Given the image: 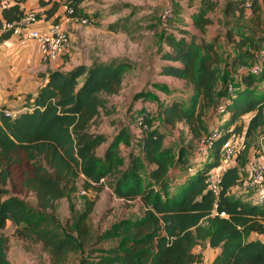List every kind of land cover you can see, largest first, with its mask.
Here are the masks:
<instances>
[{"label": "trees", "instance_id": "16d2710c", "mask_svg": "<svg viewBox=\"0 0 264 264\" xmlns=\"http://www.w3.org/2000/svg\"><path fill=\"white\" fill-rule=\"evenodd\" d=\"M28 1L0 0V46L14 35V28L8 26L25 16ZM219 1L210 0V5L204 1L192 15L201 33L212 24ZM250 2L252 16L247 18V0H226L225 17L234 29L226 36L234 52L226 56L221 52L217 34L210 40L169 36L165 38L167 48L160 49L159 75L184 82L191 93L184 101L176 97L173 87L157 85L169 97L159 103V118L171 129L181 125L183 133L197 142L194 148L177 149L167 142L165 132L152 127L157 106L145 94L139 96L138 132L132 141L125 132L110 142L107 135L93 131L100 126L103 112L111 115L110 99L124 89L128 66L118 61L51 71L40 77L44 84L26 96L18 114L3 107L0 231L11 222L19 239L42 244L52 264H66L74 254L85 255L93 240L100 245L97 259H82L80 264H200L196 251L207 247L218 251L213 264H264V207L235 195L234 189L243 186L238 166L222 174L217 192L208 183L230 138L245 130L251 137L264 127V71L260 76L241 71L258 62L264 47V0ZM40 4L48 7L47 20L61 8L51 0ZM80 4L81 0H69L65 9L74 8V16L82 18ZM229 84L234 86L232 95ZM146 103L153 106L148 118L143 117ZM221 105L225 116L214 126L219 136L209 159L201 160L196 150L213 128L209 121L219 116ZM250 114L246 127L238 124ZM144 124L148 130H143ZM106 144L104 154L98 155ZM131 145L132 150L124 154L122 147ZM80 181L86 192L99 193L108 185L119 200L141 201L143 213L94 236L89 222L96 201L87 199L72 226L63 227L53 214L60 201L80 190ZM23 194L34 196L36 206ZM9 244V238L0 234V264H11Z\"/></svg>", "mask_w": 264, "mask_h": 264}, {"label": "rangeland", "instance_id": "374dc122", "mask_svg": "<svg viewBox=\"0 0 264 264\" xmlns=\"http://www.w3.org/2000/svg\"><path fill=\"white\" fill-rule=\"evenodd\" d=\"M68 1L56 0V3L63 9ZM204 1L209 4L210 0H81L78 7L79 16L89 19L90 25H81L80 21H73L70 24L68 30L71 48L60 59L71 65L118 61L128 66L124 89L120 95L110 99L108 109L111 115L103 112L99 119L100 126L93 129L94 132L107 135L110 142L118 134L125 132L132 141L138 132L135 113L136 109L141 107L142 99L139 96L145 94L157 106L155 114L152 115V127L165 132L167 142L177 149L187 148L189 145L196 147L197 142L183 133L181 125L178 129H171L159 118V103L165 102L169 97L165 91L157 88V85L173 87V92L179 95L176 97L180 100L188 101L190 98L191 89L184 83L159 75L162 64L160 49L167 48L165 38L169 36L189 38L190 35H195L210 40L217 34L220 38L218 48L221 52L225 56L234 52V47L226 36L228 30H234L231 20L225 17L226 0H220L215 6L216 10L211 16L212 24L207 27L205 33L195 28L192 15L201 9ZM168 9L175 10V14L169 19H164ZM246 16L248 18L252 15ZM236 32L240 33L237 30ZM252 116L253 114L244 116L238 124L242 123L246 127ZM209 125L211 126L212 122ZM246 134L245 130L239 138L237 157L233 161V165L239 168L243 186L235 188L234 193L236 196L251 200L254 192L246 187L251 180L249 168L253 162L264 163V127L258 129L251 137H247ZM106 147L107 144L100 148L98 155L102 156ZM130 150L132 145L129 148L122 147L124 154ZM79 186L80 190L76 194L60 201L57 212L53 214L56 222L63 227L72 226L74 219L84 210L87 199L96 201L89 222L94 236H98L122 219L137 217L143 213L141 201L119 200L114 197L108 185L99 193L92 190L84 191L81 181ZM22 197L33 207L36 206V199L31 194H23ZM15 231L16 228L11 222L0 231L1 235L7 236L10 240L8 257L11 264H52L42 244L23 241L15 235ZM94 242L95 240L85 249H88L85 255H71L66 264H80L82 259L88 261L97 259L96 250L100 245H95ZM205 249H197L201 255L200 264L211 262L212 251Z\"/></svg>", "mask_w": 264, "mask_h": 264}, {"label": "built area", "instance_id": "2783aa9c", "mask_svg": "<svg viewBox=\"0 0 264 264\" xmlns=\"http://www.w3.org/2000/svg\"><path fill=\"white\" fill-rule=\"evenodd\" d=\"M212 2L217 3L218 0H212ZM74 14V8H67L65 9L64 15L58 22L52 21L51 23L44 25L43 23L47 20L45 14L31 11L26 13L18 23L9 25L8 27L14 28V35L18 36L21 44L25 45L29 42H36L42 60L44 62H52L65 56L71 48V36L68 26H70L73 21H80L81 25L84 26L90 25L89 19L77 18ZM247 14L252 15L250 0H247ZM172 15V10L168 9L165 12L164 19H169ZM241 71L253 74L254 76H260L263 73L264 47L259 53L258 62L250 66L241 67ZM228 92L231 95L234 92V86L232 84H229ZM152 111L153 106L146 103L144 105L143 117L148 118ZM217 111L219 116H225L224 105H221ZM148 128V125H143V130H148ZM218 136V129L213 127L209 135L201 141L196 150V155L199 159H209L214 140ZM239 138L240 136L238 135H233L230 138L228 143L223 148L220 166L214 169L209 175V187L216 192L219 190V182L222 174L228 168L234 167L233 161L237 157V144L239 142ZM249 170L251 173V180L247 183L246 187L254 192L251 201L264 207V163L253 162L250 165Z\"/></svg>", "mask_w": 264, "mask_h": 264}, {"label": "crops", "instance_id": "0c3cea01", "mask_svg": "<svg viewBox=\"0 0 264 264\" xmlns=\"http://www.w3.org/2000/svg\"><path fill=\"white\" fill-rule=\"evenodd\" d=\"M40 1L41 0H29L24 5L26 13L34 11L45 14L44 12L48 7L42 8ZM51 1L56 2V0ZM1 12L2 8L0 7V15ZM64 13L65 8H60V11L53 19L60 15L63 16ZM53 19L46 20L43 24H49ZM80 65L86 64H66L63 59L44 62L41 58L36 42H29L28 44L23 45L18 36L13 35L9 41L0 46V112L3 107H6L10 112L18 114L25 106L26 96L35 94L44 84L45 80L40 78L42 75H47L51 71L58 70L68 72ZM161 77L176 80L171 77ZM176 81L184 83L179 80ZM220 118L223 119L222 116L214 117L209 121V124L212 122L211 126H215ZM205 250L212 251L210 255L212 257L210 264H213L218 251L212 250L209 247Z\"/></svg>", "mask_w": 264, "mask_h": 264}]
</instances>
